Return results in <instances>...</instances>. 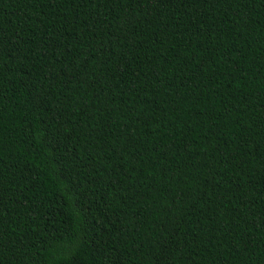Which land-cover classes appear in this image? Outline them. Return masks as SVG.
Segmentation results:
<instances>
[{
  "label": "trees",
  "instance_id": "trees-1",
  "mask_svg": "<svg viewBox=\"0 0 264 264\" xmlns=\"http://www.w3.org/2000/svg\"><path fill=\"white\" fill-rule=\"evenodd\" d=\"M0 264H264V0H0Z\"/></svg>",
  "mask_w": 264,
  "mask_h": 264
}]
</instances>
